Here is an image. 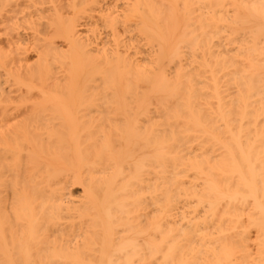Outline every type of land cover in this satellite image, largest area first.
I'll list each match as a JSON object with an SVG mask.
<instances>
[{"label":"bare ground","instance_id":"bare-ground-1","mask_svg":"<svg viewBox=\"0 0 264 264\" xmlns=\"http://www.w3.org/2000/svg\"><path fill=\"white\" fill-rule=\"evenodd\" d=\"M0 264H264V0H0Z\"/></svg>","mask_w":264,"mask_h":264}]
</instances>
